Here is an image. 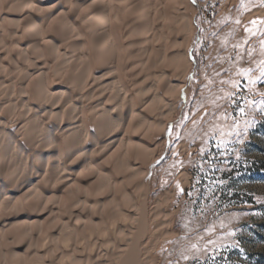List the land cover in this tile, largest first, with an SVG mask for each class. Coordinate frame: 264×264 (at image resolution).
Masks as SVG:
<instances>
[{"label":"bare ground","instance_id":"bare-ground-1","mask_svg":"<svg viewBox=\"0 0 264 264\" xmlns=\"http://www.w3.org/2000/svg\"><path fill=\"white\" fill-rule=\"evenodd\" d=\"M194 12L191 0H0V76L11 84L0 88V264H125L158 214L146 211L155 149L142 142L168 133ZM124 70L139 87L129 103ZM152 105L159 117L144 121ZM132 183L137 200L118 199Z\"/></svg>","mask_w":264,"mask_h":264},{"label":"rangeland","instance_id":"rangeland-1","mask_svg":"<svg viewBox=\"0 0 264 264\" xmlns=\"http://www.w3.org/2000/svg\"><path fill=\"white\" fill-rule=\"evenodd\" d=\"M192 4L194 32L188 48L192 60L181 79L184 92L171 100L174 112L168 133H149L142 142L155 149L146 211L156 209L158 214L144 223L125 264H264V104L256 103L264 100V83L249 84L259 77L257 63L264 59V0ZM173 58L176 68L180 58L175 53ZM245 71L247 75L239 74ZM171 72L175 83L180 70ZM132 77L123 71L127 103L140 97ZM4 80L0 76V88L11 85ZM49 83L66 87L64 80ZM237 84L241 87H234ZM30 97L29 103H35ZM89 104L83 103L84 122L92 131ZM160 108L150 106L142 119L144 114L158 118ZM4 114L0 109L2 121ZM11 132L25 148L23 139L12 128ZM0 156L1 169L5 154ZM183 176L188 178L186 185ZM120 178L127 180L123 174ZM129 187L117 198L130 194L136 201L135 184Z\"/></svg>","mask_w":264,"mask_h":264},{"label":"snow or ice","instance_id":"snow-or-ice-1","mask_svg":"<svg viewBox=\"0 0 264 264\" xmlns=\"http://www.w3.org/2000/svg\"><path fill=\"white\" fill-rule=\"evenodd\" d=\"M193 3L196 2V0H192ZM237 47H239V45H237ZM246 54L251 56L252 55V52L251 51H248L247 49L245 50ZM245 53H237L238 56H243ZM261 55H264V48L261 49ZM257 66H258V70H259V77H257L256 80H249V84H259V83H264V59H261L260 61H258L257 63ZM241 75H247V71H245L244 73H239ZM234 87H241L240 85H234ZM247 103V101H246ZM258 104H264V100L262 101H258L256 102ZM245 109L243 107L240 108V111L243 112ZM261 111H264V108L261 109ZM175 166V165H173ZM190 195V193H189Z\"/></svg>","mask_w":264,"mask_h":264},{"label":"trees","instance_id":"trees-1","mask_svg":"<svg viewBox=\"0 0 264 264\" xmlns=\"http://www.w3.org/2000/svg\"><path fill=\"white\" fill-rule=\"evenodd\" d=\"M262 168H263V170H264V165H263V167H262Z\"/></svg>","mask_w":264,"mask_h":264}]
</instances>
